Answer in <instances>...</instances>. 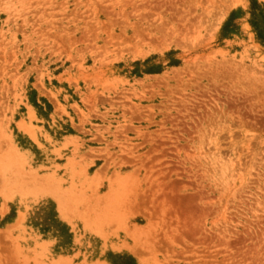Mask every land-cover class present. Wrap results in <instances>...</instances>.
Wrapping results in <instances>:
<instances>
[{
    "label": "rangeland",
    "instance_id": "rangeland-1",
    "mask_svg": "<svg viewBox=\"0 0 264 264\" xmlns=\"http://www.w3.org/2000/svg\"><path fill=\"white\" fill-rule=\"evenodd\" d=\"M0 264H264V0H0Z\"/></svg>",
    "mask_w": 264,
    "mask_h": 264
},
{
    "label": "bare ground",
    "instance_id": "bare-ground-1",
    "mask_svg": "<svg viewBox=\"0 0 264 264\" xmlns=\"http://www.w3.org/2000/svg\"><path fill=\"white\" fill-rule=\"evenodd\" d=\"M12 158H13V157H12ZM10 163H11V162H10ZM10 163H9V164H10ZM5 164H6V163H5ZM12 164H13V163H11V166H12ZM17 168H18V167H17ZM33 176H34V175H33ZM28 183H29V182H28ZM31 183H32V182H31ZM36 186H37V185H36ZM146 236H147V235H146ZM143 242H144V240H143Z\"/></svg>",
    "mask_w": 264,
    "mask_h": 264
}]
</instances>
